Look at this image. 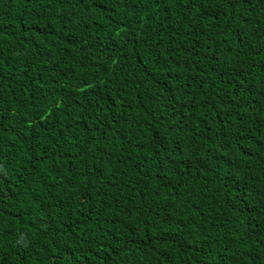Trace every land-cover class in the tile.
<instances>
[{
	"label": "trees",
	"instance_id": "obj_1",
	"mask_svg": "<svg viewBox=\"0 0 264 264\" xmlns=\"http://www.w3.org/2000/svg\"><path fill=\"white\" fill-rule=\"evenodd\" d=\"M0 264H264V0H0Z\"/></svg>",
	"mask_w": 264,
	"mask_h": 264
}]
</instances>
